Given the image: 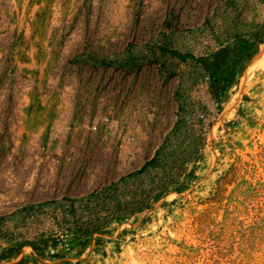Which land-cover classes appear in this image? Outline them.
Wrapping results in <instances>:
<instances>
[{
    "label": "rangeland",
    "instance_id": "rangeland-1",
    "mask_svg": "<svg viewBox=\"0 0 264 264\" xmlns=\"http://www.w3.org/2000/svg\"><path fill=\"white\" fill-rule=\"evenodd\" d=\"M0 264H264V0H0Z\"/></svg>",
    "mask_w": 264,
    "mask_h": 264
},
{
    "label": "trees",
    "instance_id": "trees-1",
    "mask_svg": "<svg viewBox=\"0 0 264 264\" xmlns=\"http://www.w3.org/2000/svg\"><path fill=\"white\" fill-rule=\"evenodd\" d=\"M162 51H168L170 54H172L173 56H177L180 59H186L188 57H190L191 55L188 53H181L177 50L174 49H167V48H162ZM202 64H204L205 66L209 67L210 69H216L219 66V63L216 61H210V60H201L200 61Z\"/></svg>",
    "mask_w": 264,
    "mask_h": 264
},
{
    "label": "bare ground",
    "instance_id": "bare-ground-1",
    "mask_svg": "<svg viewBox=\"0 0 264 264\" xmlns=\"http://www.w3.org/2000/svg\"><path fill=\"white\" fill-rule=\"evenodd\" d=\"M250 67H251V66H250ZM250 67H249V68H250ZM249 68H248V70H249Z\"/></svg>",
    "mask_w": 264,
    "mask_h": 264
}]
</instances>
